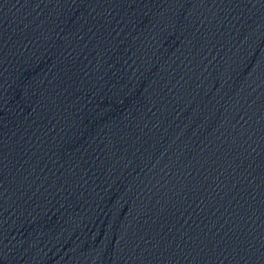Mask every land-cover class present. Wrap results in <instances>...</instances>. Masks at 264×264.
<instances>
[{"label":"water","instance_id":"95a60500","mask_svg":"<svg viewBox=\"0 0 264 264\" xmlns=\"http://www.w3.org/2000/svg\"><path fill=\"white\" fill-rule=\"evenodd\" d=\"M0 264H264V0H0Z\"/></svg>","mask_w":264,"mask_h":264}]
</instances>
